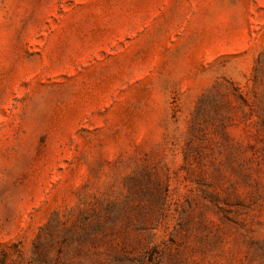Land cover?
<instances>
[{"label": "rangeland", "instance_id": "rangeland-1", "mask_svg": "<svg viewBox=\"0 0 264 264\" xmlns=\"http://www.w3.org/2000/svg\"><path fill=\"white\" fill-rule=\"evenodd\" d=\"M0 264H264V0H0Z\"/></svg>", "mask_w": 264, "mask_h": 264}]
</instances>
